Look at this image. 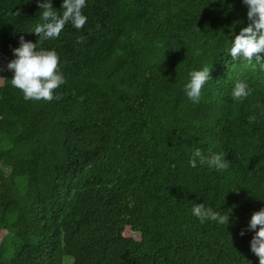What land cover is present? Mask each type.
<instances>
[{
	"label": "trees",
	"instance_id": "obj_1",
	"mask_svg": "<svg viewBox=\"0 0 264 264\" xmlns=\"http://www.w3.org/2000/svg\"><path fill=\"white\" fill-rule=\"evenodd\" d=\"M84 14L43 43L59 54L60 99L25 100L6 64L21 35L37 41L38 7L0 0V264H258L239 232L264 207V70L226 52L246 8L88 0ZM205 63L213 79L193 104L183 85ZM237 79L254 89L243 100ZM197 148L228 167H190ZM203 202L238 220L200 223Z\"/></svg>",
	"mask_w": 264,
	"mask_h": 264
},
{
	"label": "clouds",
	"instance_id": "obj_2",
	"mask_svg": "<svg viewBox=\"0 0 264 264\" xmlns=\"http://www.w3.org/2000/svg\"><path fill=\"white\" fill-rule=\"evenodd\" d=\"M88 0H61L59 9L53 6V0H35L39 17L27 33L37 37V41L26 40L23 35L19 37V47L13 48L14 59L6 64V69L12 72L10 83L19 89L25 100L52 101L59 100L56 90L65 84V77L60 68L59 54L54 48H45V41L56 39L66 25L79 30L87 23L88 17L84 9ZM246 8L247 23L240 27L238 34L234 33L226 46V52L232 61H239L245 66L259 67L264 70V0H240ZM242 23L236 21V24ZM4 71L0 68V73ZM212 67L207 63L200 68L188 72V79L183 85L184 95L193 104H199L203 90L207 83L213 79ZM0 77H4L0 74ZM254 89L245 79H237L231 90L234 100H243L250 96ZM255 121V114L249 116ZM188 164L192 168L197 165L220 170L228 167L223 152H213L205 156L201 149L192 152ZM264 201V199H260ZM191 214L198 218L200 223L214 222L226 227L232 217V209H218L203 203H195ZM251 232L249 241L250 251L258 258V264H264V207L254 211L247 225L241 228L239 235L243 237Z\"/></svg>",
	"mask_w": 264,
	"mask_h": 264
},
{
	"label": "rangeland",
	"instance_id": "obj_3",
	"mask_svg": "<svg viewBox=\"0 0 264 264\" xmlns=\"http://www.w3.org/2000/svg\"><path fill=\"white\" fill-rule=\"evenodd\" d=\"M2 235H3V232H0V238H1ZM124 235L125 236H129V237H132L134 239H137L138 238V236L136 234H133L132 232H129V231H125L124 232ZM69 262H71V259L70 258H66L65 259V263H69Z\"/></svg>",
	"mask_w": 264,
	"mask_h": 264
}]
</instances>
